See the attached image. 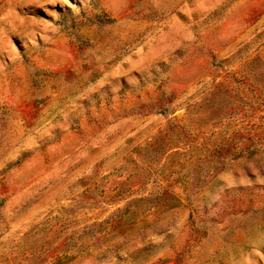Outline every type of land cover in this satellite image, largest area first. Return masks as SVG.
Returning <instances> with one entry per match:
<instances>
[{
  "label": "rangeland",
  "instance_id": "1",
  "mask_svg": "<svg viewBox=\"0 0 264 264\" xmlns=\"http://www.w3.org/2000/svg\"><path fill=\"white\" fill-rule=\"evenodd\" d=\"M0 264H264V0H0Z\"/></svg>",
  "mask_w": 264,
  "mask_h": 264
}]
</instances>
